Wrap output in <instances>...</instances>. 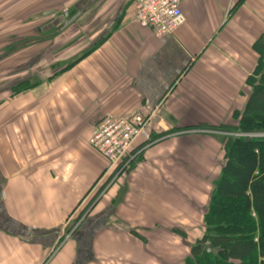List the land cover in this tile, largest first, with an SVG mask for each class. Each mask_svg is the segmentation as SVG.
Returning <instances> with one entry per match:
<instances>
[{"label":"crops","instance_id":"1","mask_svg":"<svg viewBox=\"0 0 264 264\" xmlns=\"http://www.w3.org/2000/svg\"><path fill=\"white\" fill-rule=\"evenodd\" d=\"M75 6L94 31L84 42L90 53L57 74L65 65L56 69V56L77 35V20L40 37L36 69L25 66L23 49L17 69L5 71L9 81L0 79V264H182L224 163L206 138L213 136L185 129L228 122L243 108L264 0H184L183 22L161 37L133 22V0ZM24 81L33 83L13 92ZM131 112L149 121L131 150L139 159L104 195L117 196L116 214L90 240L60 244L54 230L97 177L110 179L88 145L93 126Z\"/></svg>","mask_w":264,"mask_h":264},{"label":"trees","instance_id":"2","mask_svg":"<svg viewBox=\"0 0 264 264\" xmlns=\"http://www.w3.org/2000/svg\"><path fill=\"white\" fill-rule=\"evenodd\" d=\"M257 48L254 50L258 62L245 80L249 94L243 108L232 114L236 126L199 125L185 129L221 133L211 136L222 146L224 164L213 182L200 230L203 233L194 241L182 264H264V138L241 136L264 133V34ZM92 50L80 53L57 74L68 70ZM27 83L16 86L24 87ZM99 230L93 229L91 237L85 240H90ZM205 247L211 252H204Z\"/></svg>","mask_w":264,"mask_h":264},{"label":"rangeland","instance_id":"3","mask_svg":"<svg viewBox=\"0 0 264 264\" xmlns=\"http://www.w3.org/2000/svg\"><path fill=\"white\" fill-rule=\"evenodd\" d=\"M80 1L81 0H0V79L3 80L2 85H5L6 82L9 81L8 79L5 80L7 77L5 72L6 69H10L13 63V68L17 69V62H20L19 64H21L20 60L22 57L27 56V52L23 54V49H29V56L27 57L28 59H25V61L28 62L25 64V66L28 64V66L30 65L35 69L38 67V55L34 51L35 49L39 48L40 44H43V42L41 43V40H39V37L48 35L49 32L46 34L42 33L37 35V31L35 30L40 28L42 24L47 22V20L49 21V19H51V17H44L43 14L50 11V9H56L59 11L63 10V8L65 10L67 9L68 13H73L75 11L72 10L71 7L78 4ZM103 12L106 11H102V13ZM83 24H85V20H82V22H79L78 20L77 26H75V29L79 28L76 32L77 35L73 36V41L68 43L66 47L62 49V54L60 56L58 55V59V56H56V61L58 60L57 62H59L55 66L56 69L66 65L76 58L80 54H77L79 49L85 48L86 45L84 42L91 41L89 37L93 35L94 31H92L89 26L85 29ZM48 40H52V38L47 39V41ZM52 44L47 42L46 46L51 47ZM52 61L53 58L51 57L46 61V63L44 62V64L47 67L48 62ZM41 65H43V63ZM20 67L22 68V65H20ZM8 71L11 72V70ZM35 72H37V70ZM30 83H33V81L24 84L23 86L26 87L30 85ZM1 87L2 86H0V88ZM24 87L15 86L13 88V92L19 91ZM5 93L6 92L4 90V94ZM236 124L237 122L231 118L228 119V122H222L218 125H227L232 127L236 126ZM235 135L240 136V134ZM241 136L264 138V133L247 135L242 134ZM189 138H191L196 144L204 140V136H191ZM206 138L211 142L213 141L217 146L222 147L218 139L214 137ZM221 152L223 156L224 152L222 150ZM139 155L140 154H137L133 158V162L139 159V157H137ZM133 162L130 163L121 173H119L118 176L114 175L113 178L111 177L109 180H107L108 182L100 179V177L95 179L93 184L85 191L78 204L75 205L71 214L65 219L63 225L54 230L57 233V236H59V241L61 240L60 244L69 240L71 241L72 239L90 238L92 234L91 231L93 229L104 228V226H107L108 217L112 216L116 212L115 210L118 206V198L116 196L115 199L110 201V199L104 198V195L106 194V191L109 190V187L112 186V184L115 183L114 187L116 185L118 186V180H120L119 182L121 183V181L126 178L125 174H127V172L130 170ZM117 186L115 189H117ZM189 233L190 236L196 237V239H198L203 231L190 230ZM52 254H54V252Z\"/></svg>","mask_w":264,"mask_h":264},{"label":"built area","instance_id":"4","mask_svg":"<svg viewBox=\"0 0 264 264\" xmlns=\"http://www.w3.org/2000/svg\"><path fill=\"white\" fill-rule=\"evenodd\" d=\"M182 1L133 0V22L141 29L151 30L158 37L171 35L183 22ZM148 121L149 118L140 112H131L127 115L109 114L95 124L88 145L106 161V172L118 176L130 164L136 155L131 151L132 147ZM198 132L221 134L207 130Z\"/></svg>","mask_w":264,"mask_h":264},{"label":"water","instance_id":"5","mask_svg":"<svg viewBox=\"0 0 264 264\" xmlns=\"http://www.w3.org/2000/svg\"><path fill=\"white\" fill-rule=\"evenodd\" d=\"M82 13L83 12H81V10L78 9L77 12L72 17L69 18L67 12L63 11L61 14L57 15L55 19H53L52 21L47 23L46 26L42 27L41 31L43 33H46L53 28H57L56 33L63 32L69 26L74 24L79 19V17L82 15ZM54 14H55V12L51 11V12L44 13L43 16L44 17H50ZM204 252L210 253L211 249L209 247H205Z\"/></svg>","mask_w":264,"mask_h":264},{"label":"flooded vegetation","instance_id":"6","mask_svg":"<svg viewBox=\"0 0 264 264\" xmlns=\"http://www.w3.org/2000/svg\"><path fill=\"white\" fill-rule=\"evenodd\" d=\"M76 7H77V6H75V9H74L75 13H76L77 10L79 9V8H76ZM51 11H54L55 14L52 15V16H50L51 19H50L48 22L42 24V26H41L40 28H37V29L35 30V31H37V35L42 34L41 28L44 27V26H46L47 23H49L50 21H52L53 19H55L57 15H59V13H58V11H57L56 9H52V10L50 9V11H48V12H51ZM69 13H70V12H69ZM69 13L67 12L69 18L72 17V16L75 14V13H74L72 16H69ZM27 22H28V20H27ZM56 31H57V28H54V29H51V30L48 31V32H49V34L52 36V35H54V33H55ZM51 38H52V37H51ZM39 40H40V37H39ZM6 49H7V47H6Z\"/></svg>","mask_w":264,"mask_h":264}]
</instances>
